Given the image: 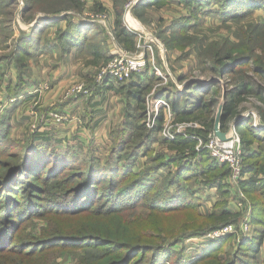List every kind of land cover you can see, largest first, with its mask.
I'll return each mask as SVG.
<instances>
[{
	"label": "trees",
	"instance_id": "obj_1",
	"mask_svg": "<svg viewBox=\"0 0 264 264\" xmlns=\"http://www.w3.org/2000/svg\"><path fill=\"white\" fill-rule=\"evenodd\" d=\"M125 1H111L112 11L115 13L112 33L117 44L130 51L125 44L135 48L137 38H134L122 23ZM14 2L16 3L15 0H4L1 5L6 8L4 3L12 5ZM72 2L76 0L24 1L21 16L25 19H30L40 11L50 12L48 14L50 15L56 14L58 10L60 15H63L62 13L65 15L56 18L40 17L30 33L20 31L12 52L23 58L26 56L24 62L17 63L19 68L29 67V59L36 57L32 52L34 45L38 48L55 49L59 57L66 61L77 49L81 55L88 52L87 54H90L98 64L103 60L101 66L112 59V55L108 53L103 55L99 50L98 37L106 33L100 25L96 26L78 18L74 19L70 14L66 15V10L73 7ZM213 2L218 3L220 19L225 22H239L257 10L264 9V0H140L135 7L136 11H144L152 7L164 8L177 3L203 9L211 7ZM96 4V9L101 10V13L106 12L102 3ZM62 20L66 21V28H58L59 34L54 43L46 41L44 44L41 41L43 33L40 35L42 31L39 29L46 25H54L52 21ZM191 20V18L174 20L164 28L163 33L167 36L160 39L168 51L174 45L178 46L179 39L187 35L190 37L189 32L185 31L188 30ZM255 22L251 31L249 29L244 31L245 28L242 30L238 45H232L230 41L217 47L211 45L206 53L208 62H201L205 65L204 70L200 68L202 75L210 71L217 79H222L226 74L234 79V86L224 94L220 120L222 131L241 116L242 104L252 96L258 98L263 107L260 114L264 121V90L256 89L251 82L253 74L264 80V25L259 21ZM101 40L104 42L103 38ZM258 49L262 54L257 55ZM201 55L204 59L203 54H200L198 59ZM27 70L29 69L18 71L19 85L16 87L20 91L24 88L21 86L25 85L23 82ZM142 73L133 74L127 86L126 83L115 86L111 81H106L104 85L97 87L96 93L94 92L92 100L96 97L106 99L108 93L115 91L125 97L126 101L122 109L123 120L111 131L110 145L104 146L101 152L93 146L86 147L82 144L67 143V146L63 147L59 141L54 140L52 133L44 137L40 133L41 130L35 132L24 130L20 136L25 139L23 138L17 145L12 134L13 112L0 115V158L4 155L8 157L7 161L0 159L2 264L11 257L14 263L9 264H25V261L37 256L34 250L48 249L55 244L63 249L68 247L67 245H72L70 248L72 251L88 255L97 253L98 250L99 254L90 257L85 264H131L134 259L156 264L162 257L164 247L149 242L157 237L148 233H138L133 222L125 221L124 218L130 214L141 213L152 218V230L161 231L163 233L161 239L165 242L173 239L175 245L184 241L187 235L185 232L203 229L196 235L209 234L237 223V215L224 210L230 201L229 191L223 187L228 181L229 170L211 161L205 151L196 150L199 140L206 142L209 135L214 133L215 106L218 103L215 100L206 101L203 95L196 98L188 91L195 87H197L195 90H199L208 86L202 87L196 82H187L183 91H176V84L171 82L166 88L156 91L157 98L167 96L169 100L172 99L171 111L176 122H196L200 125V129L192 132L188 138L180 136L174 142L163 140L162 143H158L157 133L162 130L164 113L161 112L158 116L154 129L146 127L145 97L156 80L149 76V71L147 74ZM216 78L213 80H217ZM177 79L179 83L188 80L186 75H181ZM214 84L219 82L215 81ZM11 88L10 85L7 87L9 91ZM171 88L174 90L170 91ZM182 97H185L183 103ZM246 120L252 123L251 118H245L236 126L244 151V175H249L239 187L246 196L251 197L256 236L243 241L236 250L231 247L227 249L226 241L215 242L197 264H257V256L260 254L264 239V146H261L264 143V130H255ZM156 143L160 146L158 153L155 156H147L143 168L134 173L140 156ZM254 143L260 145L257 151H252ZM15 146H21V152H15ZM173 165L176 166L175 172L162 179L160 184L155 175ZM197 174L202 175L200 177L204 179L203 183L209 189L217 187L220 195L217 206L221 210L206 216L205 227L197 226L194 222L202 218L201 212L199 213L202 207L195 192L191 190L188 192L189 195H185L181 188L185 181H194ZM19 183L21 188L15 189ZM176 185L178 194H173L171 188ZM52 215L62 217L64 223L72 227L64 232L48 227L44 234L49 230L55 231H49V235H45L42 240L31 242L32 244L19 240L20 226L29 227L33 225V218ZM178 215L183 220L178 219ZM166 219L172 222L168 226L160 227L158 222ZM107 221L111 222L107 225ZM186 221L189 223L187 226ZM113 225L118 227L111 230Z\"/></svg>",
	"mask_w": 264,
	"mask_h": 264
},
{
	"label": "rangeland",
	"instance_id": "obj_2",
	"mask_svg": "<svg viewBox=\"0 0 264 264\" xmlns=\"http://www.w3.org/2000/svg\"><path fill=\"white\" fill-rule=\"evenodd\" d=\"M15 1L16 3L14 2L12 5H7V3H4L5 4L4 6L8 9L1 7V4H0V81L1 80L4 81V82H1L0 84V101L5 95L4 92H6L5 90H3L5 89V87L2 89V83H4L3 86H7L8 81L10 80V77L12 75L15 76V78L17 79L18 78L17 76L19 74L18 71L21 72L22 70L29 69L25 71L27 73V76L25 77L30 78L32 74L37 73V72H42V69H43V65L41 66L40 64H37L35 60L36 57H38L39 55H36L35 58L29 59L30 60L29 67L21 69L18 67V64H20L21 62H24L26 56L25 58H23L22 56H19V54L12 53L16 46L17 39L20 36V31L22 29L27 31L29 27L26 26V24L27 25L31 24L30 22L31 18L25 19V18H22L21 16L23 14L22 12L24 10L25 0H15ZM111 1L113 0H76V2L74 3L72 2L73 7L70 10H66V15L70 14L71 16H73L74 19L78 18L81 20L87 19V20L95 21L94 24L96 26L97 25L101 26L102 24H105V26L112 29V25L115 20V13H113L112 11ZM134 1L139 2L140 0H126L125 1L124 6H123L122 23H123V26L127 29V31L134 38L135 37L137 38L136 44H138L139 42L136 32L138 34L140 33L142 34V38L140 40L141 46H146L147 49L145 53L149 55L148 56L149 58L148 67L142 74L144 73L147 74L149 71L150 72L149 76H151L152 78L156 80L152 88L148 91V93L146 92L147 94L145 97V117H146L145 120L147 121L149 112L151 111L153 107L151 98H150L152 93L156 95V91H158L159 89L166 88V86L171 82L176 84V88H177L176 91L177 90L183 91L186 85L188 84L187 82L191 83V82L200 81L202 82V84L199 82H196L197 85H201L202 87L204 86H208V87H205L199 90H195L197 88L195 87L194 89H192L191 91L189 90L188 92L196 96V98L197 96L203 95L206 101H209V100L217 101L218 104L217 106H215V121H216L219 113L222 114L221 110H223L225 91L227 90L226 92H228V90H230L234 86L233 85L234 79H232V77L229 74L224 75L222 79H217L214 74L210 73V71L202 75L201 74L202 71L200 70V68L204 70L205 65H202L201 62L202 61L208 62L206 53L209 50L211 45H213L214 47H217L219 46V44H224L225 42H228V41H230L232 45H238L240 41L239 38L241 37V33L244 28H245L244 31L248 29L249 31H251L253 29L252 27L255 25L254 23H256L255 21H259L263 23L264 25V9L257 10L253 15L248 16L246 19L242 21H239V22L226 21L225 22L224 20L220 19L219 7L217 6L218 5L217 2H213V4H211V7H207L203 9H197L195 6H190V5H181V4L178 5L177 3L176 4L172 3L164 8L152 7L144 11L142 10L136 11V7L128 9L126 5L131 4ZM97 2H99V4L102 3L106 8L104 9L106 12L105 13L102 12L103 15L100 14L101 10L96 9ZM49 13L50 12H44V11L37 12L36 14L38 16H36L35 18L48 17V16H50L51 18H56L58 16L65 15V13H62L63 15H60V12L58 10L56 11V14L48 15ZM187 18L192 19L189 23L188 30L185 31V32H189L190 37H188L187 35V37L179 39L180 42H178V46L180 47L174 45V47L170 49V51H168L167 47L163 43V40L160 39V37L164 38L167 36L166 34L163 33L164 28L170 22L174 20H178V19L182 20V19H187ZM60 22L61 21L59 22L52 21V24L54 25L60 24ZM133 26L135 30L138 29L140 31L138 30L135 31L132 28ZM47 27L48 25H46L42 29H39L42 31L39 34L41 35L42 33L46 32L48 29ZM52 27L53 26H51V29ZM58 28H54V30L49 34L47 38V43H54L56 41V38L58 37V34H59ZM43 36L44 35L42 34L41 38ZM101 38L104 39V42L106 45L111 44L112 46L114 44V41L110 37H108L106 33H103L101 34V37L100 36L98 37V40L100 39L99 46L104 45V42H102ZM125 47L128 48L130 52L132 51V53L136 55L141 53L140 52L141 49H138L137 45L135 48H131L130 46H127V44H125ZM87 53L86 55L83 53L85 56L81 55V57L79 58L77 57V58L82 59V60H85V58H88V59L90 58L91 60H93L91 55ZM200 54L204 55V59L202 55L200 56V59H198ZM260 54H262V51L258 49L257 55H260ZM77 58H75L74 60H76ZM58 59L60 58L59 57L56 58L57 63L59 62ZM61 61L62 60L60 59V62ZM67 62L71 63L69 59ZM248 66H250V64ZM99 68L98 70H88V69L86 70L85 68L86 72L82 74L85 76V77H82L83 79L74 78L70 80L71 83H68V85L64 87V90H66L68 87L72 85L83 83L85 86L90 87V89H92L93 91L92 95L88 99L84 100L85 103L83 104H80L82 101H78L80 103L77 102V100H80L79 98L64 100L63 97H60V99L57 101L59 105L63 104L64 106L65 105L64 102H68L66 103V106H67L66 112H70L71 114L75 113L74 107L82 108L78 110L79 112H82L84 108L88 110L86 104L88 101H91V98L94 97V92L96 93L97 92L96 90L98 89L95 86V79L99 73L98 72ZM154 68L159 70L160 72L159 75L156 74V70ZM54 71L55 70H51L50 68L49 70H46L45 74H50ZM71 72L72 71H69L67 73L71 74ZM181 75H186L188 80L183 83H179L177 78ZM214 78L217 79L215 81L219 82V84L212 83L213 85H211V81ZM47 82L48 81H44L42 83H47ZM251 82L256 89L264 90V80L260 78L259 76L253 74ZM48 83L51 86L50 88L52 89V83L51 82H48ZM127 85L129 84L126 83V86ZM13 86H17V84ZM172 90L174 89L171 88L170 91ZM193 95H191V97ZM164 97L165 99H167L169 104H171L172 99L170 98L169 100L167 96H164ZM121 98H122V105L124 106V104L126 103L125 97H121ZM37 100L39 99L36 97L34 102H36ZM184 100H185V97H182L181 102L183 103ZM42 101L43 99L37 105H35V103L31 101L29 108L32 104H34L35 106L34 110L36 112V116H34L33 118L35 121L31 123V125L25 123L24 130L26 131L29 130L31 132V131H36V129L38 128V125L40 124V120L37 119V116H38V110L42 109V106H43ZM76 104H80V105L74 106ZM114 105H112L113 110L111 109V111L106 112L107 113L106 115L108 116V118L110 117L113 120L118 110V108H115ZM81 106H83L84 108ZM241 109H242V113H241L242 119L251 118L252 123L256 122L255 126H253L252 128H254L257 131L264 130V121H262L261 114H260V110H263V107L259 103L258 98L254 96L248 98L247 101L242 104ZM98 111L103 112L105 111V109H98ZM51 112H56V111L52 110ZM161 112L164 113V118L168 116V113H169L168 110L160 109L158 114L160 115ZM98 115L102 116L101 113H99ZM249 121L246 120V122H248L247 124H249V126H252L253 124L249 123ZM105 122L106 121H103L102 125H104ZM156 123H157V120H156ZM156 123H155V126H156ZM15 128L14 130H17ZM107 128H108V125L105 126V129ZM17 137L16 136L14 137L16 138L14 142L18 145V142L21 141L24 137H21L19 135V132L17 133ZM157 139H158L157 141L158 143H162L164 140V138L161 136L160 133H157ZM68 141L73 142L72 139H66L67 143H69ZM89 145H92L94 148L98 149L99 152H101L104 149V146L110 145V138L108 142H106V140H104L102 135H99L96 137H93L92 135V140L90 141ZM20 147L21 146H15L14 148L15 152H21ZM159 148L160 146L156 143L153 147H150L146 151V153H144V155L142 154L139 158L138 164L134 167V173L139 172L143 168V165L145 164V162L147 161V156H150V155L155 156L158 153ZM61 149H63V147H61ZM0 159L3 161H7L8 157L4 155ZM175 170H176V166L174 165L170 168H164L160 170V172L157 175H155L156 176L155 178H157L158 179L157 181L160 182L162 179L167 178L170 175H172V173L175 172ZM187 170H189V172H192L190 169H187ZM200 176L202 175L197 174V177L194 178L195 179L194 181H185L182 184L181 188L185 195L186 194L189 195L188 192L193 190L196 194V197L199 198V203L201 204V207H202L200 208L199 213L201 212L202 218H198L194 222L197 226L205 227V225L207 224L206 216H210L213 212L215 211L219 212L221 210L217 206L220 202V198H219L220 195H219V189L217 187L209 189V187L203 183L204 179L201 178ZM227 182H232V181L228 180ZM20 183L17 184L14 188L15 189L21 188ZM161 183L162 182H160V184ZM177 187L178 185L171 188V191L173 194H178V192H176ZM223 187H224V190H227L228 188L230 189V193L228 195L229 199L232 194H236L238 197L239 192H234L233 191L234 187L230 186L229 183L224 184ZM16 192H20V191H16ZM246 199H247L246 205L251 210V219H250L251 226H252L251 232L247 236H244V235H241L240 237L226 236L223 239H220L221 241H226L225 246L227 249L231 247L236 250L238 245H240L243 241L249 240L256 236V227H255V222H254V213H253L254 210H253L252 200H251V197L249 196H246ZM228 204L229 202L227 203V206ZM179 218L181 219L180 215H178V219ZM124 220L127 222L129 221L133 222L135 230H137L138 233H142V234L148 233L149 235H153L154 237H157V239L149 240V242L155 245H160L164 247V249L162 250L163 251L162 257L156 262V264H197L198 262L201 261L200 259L204 256L205 252L210 248V246L213 243L220 241V240L207 241L205 239V235H207V233L203 235H196V233H199L200 230L201 231L203 230V229H200L197 231L192 230V231L185 232V234L187 235H185L186 237L184 241L182 243H178L175 245L173 244L174 242L173 239L171 240L169 239L166 242L163 241L160 237V236H163V233H161V231L155 230V229L152 230V226H151L153 223L152 218H149L141 213H136V214H130V216L125 217ZM236 221L237 223H235V225L239 226L241 222L240 215H239V218L236 219ZM110 222L111 221L109 222L107 221V225ZM171 222L172 220L166 219V220L158 222V225L160 227H164V226H168ZM185 224L187 226L189 223L186 221ZM48 227L51 229L57 228L56 230H60L64 232L66 230H69V228H71L72 226L70 224L64 223V220L62 219V217L58 215L47 216L44 218L35 217L33 218V225L29 227L22 226V228L21 226L19 227V230L21 229L20 235L22 239V240L21 239L19 240L21 242L29 241L28 244H32L31 242L35 240H42L43 238L46 237L45 235L50 234L49 231H55V230H49L44 234V230L48 229ZM117 227H118L117 225H113L111 226V230ZM67 246L68 247H64L63 249V247L55 244L48 249H41L40 251H38V249L34 250L37 256L25 261V264H85V262L90 257L96 256L97 254H99L98 250H97V253H94L92 255H88L86 253L83 254V252L72 251V249H70L72 245H67ZM11 259L12 257L9 258V260L6 261L4 264H9V262L14 263V261ZM17 259L20 260L19 258ZM132 262L133 263L131 264H148L149 263V262L144 263L138 259H134ZM0 264H2V262H0ZM257 264H264V239H263V242L260 248V254L257 256Z\"/></svg>",
	"mask_w": 264,
	"mask_h": 264
},
{
	"label": "crops",
	"instance_id": "obj_3",
	"mask_svg": "<svg viewBox=\"0 0 264 264\" xmlns=\"http://www.w3.org/2000/svg\"><path fill=\"white\" fill-rule=\"evenodd\" d=\"M0 1H1L0 4H2V1L4 0H0ZM36 16L38 15L36 14L35 16L31 17L30 25L26 24V26L29 27V28L27 27L28 28L27 31L23 29L21 31L30 33L37 23L38 18H35ZM22 18H24V16ZM91 24H94V23H91ZM66 25H67L66 21L62 20L60 24L52 25L53 26L52 29H51V26H48L47 31L43 33L44 36L41 38V41L44 42L45 44L49 34L54 30V28L59 27L60 29H65ZM99 50L103 52V53L101 52L103 55L104 53H108L109 55H112L115 52L114 44L112 46L111 44H108V45L104 44L103 46L99 47ZM32 52L35 53L36 55H39L38 57H36L35 60L37 64H40L41 66L43 65L42 72L34 73L31 75L30 78L25 77L24 82H23L25 83V85L21 86V87H24L21 91L16 86H13L16 84L19 85L18 79H16L15 76L13 75L10 77V80L8 79L9 81H8L7 86H3L4 83H2V89L5 87V89L3 90H5L6 92H4L5 95L1 99L0 104L6 105L9 102H11V99H14V103L9 104L5 112L1 113V115H4L8 112H13V126L14 128L16 127L15 129H17V130L13 129V133H12L13 136H17L18 132H19V135L23 132V130L25 129V123L31 125V123L35 121L33 118L34 116L32 115V113H30L31 106L29 108V105L31 104V101L34 102L36 97L38 98V96L35 95L36 88L42 82L48 81L52 83V89L50 90L49 93H47L43 97V101H42L43 106L41 110H38V116H37V119L40 120V124H39L40 126L38 125V128L36 130H41L40 133L43 134L44 137H47L49 136L50 133H52L51 135L53 136L54 140L59 141L63 147L67 146L66 139L73 140V142L68 141L69 143H71V145L82 144L83 146H92V145H89L90 141L92 140V135L93 137L102 135L104 140L108 142L111 131L114 128H116L123 120L122 109L124 106L122 105V98H121L123 96L119 92L111 91L110 93L107 94L106 99L102 97H96L94 100L91 99V101H88L86 104L88 110H86L83 106H81L84 108L82 112L78 111L82 108L80 107L77 108L74 106H78L80 104L85 103L84 101L85 99L77 100V102L78 101H82V102L81 103L78 102L80 104H76L73 106L74 112L76 114L75 113L71 114L70 112H66L67 111L66 103L68 102H64L65 104L64 106L63 104H61L62 106L59 105L57 102L60 99V97H63L62 93H63L64 87L68 85V83H71L70 80L74 78L83 79L82 77H85V76L82 74H84L87 69L88 70H98V68L101 66V63H103V60H100L98 64L96 60L94 61V59L93 60H91L90 58L89 59L85 58V60L78 59L79 57H81V54L79 53L78 49L75 50L72 57L69 58L71 63H68L66 60L61 59L59 57L58 52L55 49H47L44 47L38 48L37 45H34V47L32 48ZM57 57H59L62 61L60 62V59H58L59 62L57 63L56 61ZM75 58L77 59L74 60ZM84 67L86 68V70ZM50 68L51 70H55V71L50 74H45L46 70H49ZM69 71H72L71 74L67 73ZM1 82H4V81L1 80L0 84ZM9 83H10V86L12 87L10 91L7 89ZM107 102H109L110 104ZM112 105H114L115 108H118L115 114L114 120L111 119L110 117L108 118V116L106 115L107 114L106 112L111 111V109L113 108ZM98 109H105V111L99 112ZM52 110L60 111L63 113H68L70 114V116H72L73 118L76 117L80 121L79 123L72 121L68 124H63V125L62 124H59V125L51 124L49 123V120H48V114ZM99 113H101L102 116L98 115ZM103 121H106L104 125H102ZM255 123H252L253 126L255 125ZM231 124L232 122L229 123L228 128L231 126ZM107 125H108V128L105 129V126ZM226 130H223V131L225 132ZM31 132H35V131H31ZM258 146H260L258 143H254L252 145V151H257ZM261 146H264V143ZM247 176L249 177V175ZM247 176L245 175V180ZM240 190L241 188L239 187V188H234L233 191L237 192ZM227 191H229L230 193L229 188L227 189ZM235 199H236V194H232L230 197L229 205L227 206L225 210L229 212L230 214L235 213L234 215H238V218H239V212L236 208Z\"/></svg>",
	"mask_w": 264,
	"mask_h": 264
},
{
	"label": "built area",
	"instance_id": "obj_4",
	"mask_svg": "<svg viewBox=\"0 0 264 264\" xmlns=\"http://www.w3.org/2000/svg\"><path fill=\"white\" fill-rule=\"evenodd\" d=\"M138 2H133L131 4L126 5L128 9L135 7ZM97 14V13H96ZM102 14V13H100ZM103 15V14H102ZM87 23H95V21L83 19ZM103 25V26H102ZM101 27L106 31L108 36L114 41L115 52L112 54V59L99 68V73L95 79V86L101 87L104 85L106 81H111L115 86H119L122 84L127 83L133 74L142 73L146 70L149 64L148 54H146V46H141V38L142 34L136 35L138 36L139 42L137 44V48L141 49V53L136 55L130 51H127L121 48L120 45L117 44L115 37L112 33V29L102 24ZM134 30V26L132 27ZM137 28V26H136ZM138 30V29H136ZM135 30V31H136ZM140 31V30H138ZM156 70V74L159 75V70ZM51 86L49 83H42L39 85L35 90V95L38 96V99L35 105L39 104L43 97L50 91ZM155 92V91H154ZM93 91L90 87L85 86L83 83L76 84L68 87L63 92V99H88L92 95ZM152 102V109L149 112V116L147 121L145 120L144 123L146 127L150 130L154 129L156 120L158 119V112L159 110H168V116H166L163 128L160 132L161 136L164 140L168 142H174L177 137H185L188 138L192 132L200 129V125L196 122H185L179 123L175 121V117L171 111V105L163 98H157L154 93L150 96ZM14 99H11L6 105L0 104V114L5 112L9 104H13ZM34 104L31 105V113L33 116H36ZM48 120L51 124H68L70 122H78L79 119L76 117L73 118L69 114L56 111L51 112L48 114ZM256 124V123H255ZM255 126V125H254ZM257 126V125H256ZM199 145L196 146V150L199 152L205 151L211 161L218 164L219 166H225L229 170V178L232 182L229 183L230 186L234 188H239V185L242 181L245 180L244 175V151L242 148V143L240 137L237 135L235 139L229 140L227 142L220 141L215 133L209 135L206 142L199 140ZM239 192L237 197L236 195V208L239 212L241 222L239 226L230 224L224 226L220 229L212 231L211 233L205 236L207 241H215L223 239L226 236H238L241 235L247 236L250 234L252 226H251V210L246 205V195L244 192ZM234 200V201H235ZM240 240V238H239Z\"/></svg>",
	"mask_w": 264,
	"mask_h": 264
},
{
	"label": "water",
	"instance_id": "obj_5",
	"mask_svg": "<svg viewBox=\"0 0 264 264\" xmlns=\"http://www.w3.org/2000/svg\"><path fill=\"white\" fill-rule=\"evenodd\" d=\"M196 82H199L202 84V82H200V81H196ZM214 82L215 81L213 80L211 83H214ZM221 112H222V110H221ZM241 119H242L241 116L236 118L232 122L229 129L226 132H223L221 130V127H220L221 113H219L217 120L215 121V125H214V133H215L216 137L222 142H227L229 140L235 139L236 136L238 135L237 131H236V126H237L238 122L241 121Z\"/></svg>",
	"mask_w": 264,
	"mask_h": 264
}]
</instances>
